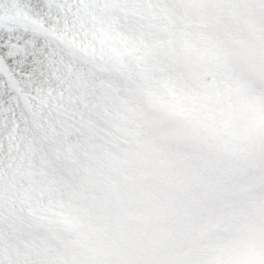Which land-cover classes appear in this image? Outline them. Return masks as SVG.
Segmentation results:
<instances>
[{"label":"snow or ice","instance_id":"obj_1","mask_svg":"<svg viewBox=\"0 0 264 264\" xmlns=\"http://www.w3.org/2000/svg\"><path fill=\"white\" fill-rule=\"evenodd\" d=\"M0 264H264V0H0Z\"/></svg>","mask_w":264,"mask_h":264}]
</instances>
